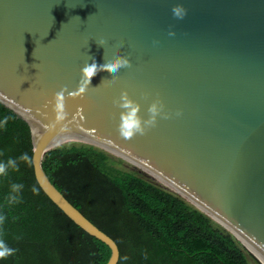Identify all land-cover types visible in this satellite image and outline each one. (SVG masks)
<instances>
[{
    "label": "water",
    "instance_id": "water-1",
    "mask_svg": "<svg viewBox=\"0 0 264 264\" xmlns=\"http://www.w3.org/2000/svg\"><path fill=\"white\" fill-rule=\"evenodd\" d=\"M176 4L187 10L183 19L173 17ZM117 54L131 67L115 80L99 71L82 97H68L86 64ZM61 88L67 118L54 123ZM122 91L142 119L156 99L170 118L123 139L122 109L113 103ZM0 103L29 126L38 186L110 249L106 264H117L118 246L42 168L45 153L63 144L91 145L132 164L264 264V0H0Z\"/></svg>",
    "mask_w": 264,
    "mask_h": 264
},
{
    "label": "trees",
    "instance_id": "trees-1",
    "mask_svg": "<svg viewBox=\"0 0 264 264\" xmlns=\"http://www.w3.org/2000/svg\"><path fill=\"white\" fill-rule=\"evenodd\" d=\"M0 160L18 158L32 144L27 123L0 103ZM91 145L71 142L43 156L42 168L57 190L114 240L117 264H250L257 260L227 230L178 194ZM23 184L21 201L4 198ZM35 187L39 194L33 195ZM3 238L16 249L0 264H106L110 249L75 225L38 186L32 163L0 177Z\"/></svg>",
    "mask_w": 264,
    "mask_h": 264
},
{
    "label": "clouds",
    "instance_id": "clouds-1",
    "mask_svg": "<svg viewBox=\"0 0 264 264\" xmlns=\"http://www.w3.org/2000/svg\"><path fill=\"white\" fill-rule=\"evenodd\" d=\"M173 17L176 19H183L187 10L181 5L176 4L171 9ZM169 36H174L175 33L169 31ZM154 44L158 41H153ZM98 45L103 46V42H100ZM131 67L130 60L122 55H115L111 59H107L103 65H97L95 61L91 64H86L80 72V80L77 85V89L72 92H68V97L77 98L82 97L86 90L89 88L91 79L99 71H107L112 74V80L117 78V73L122 68ZM65 88H61L53 96V107L52 111L54 113V123L62 122L67 118V112L65 110ZM113 103L122 111L119 115V123L117 125V130L119 135L125 140H131L136 135H145L146 132L156 126L157 117L160 116L163 119H169L170 114L164 111V104L159 100H154L147 109L148 118L142 119L139 115L140 105L132 100L126 91H122L119 99L114 100ZM176 117L182 115L180 110H177L174 114ZM9 117H5L3 120H0V128H4L8 123ZM3 155V153H0ZM31 164V158L27 153L21 154L18 158H8L6 161L0 160V177H7L9 170L18 172L20 170V163ZM23 184L13 183L10 185L9 192L4 198V205L11 207L12 205L18 204L21 201L20 193L23 189ZM33 195H38V189L33 187L31 189ZM7 217L0 213V260H5L8 257H11L15 254L16 249L10 247L5 239L3 238V225L5 224Z\"/></svg>",
    "mask_w": 264,
    "mask_h": 264
},
{
    "label": "rangeland",
    "instance_id": "rangeland-1",
    "mask_svg": "<svg viewBox=\"0 0 264 264\" xmlns=\"http://www.w3.org/2000/svg\"><path fill=\"white\" fill-rule=\"evenodd\" d=\"M114 156V155H113ZM116 158H118L119 160H121V167L128 169V170H134L139 172L141 175H143L144 177H146L147 179L151 180L152 182L158 184L159 186H161L162 188L169 190L167 188H165L158 180H156L155 178L151 177L150 175H148L147 173L143 172L142 170H139L137 167L133 166L132 164L126 162L125 160L115 156ZM170 191V190H169ZM249 262L250 264H260L258 261L256 262L255 260L249 258Z\"/></svg>",
    "mask_w": 264,
    "mask_h": 264
}]
</instances>
